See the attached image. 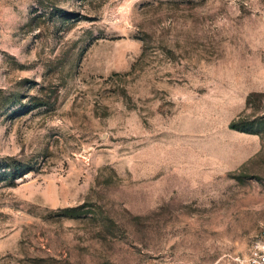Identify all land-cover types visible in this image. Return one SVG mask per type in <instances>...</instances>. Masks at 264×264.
Listing matches in <instances>:
<instances>
[{"label":"rangeland","instance_id":"1","mask_svg":"<svg viewBox=\"0 0 264 264\" xmlns=\"http://www.w3.org/2000/svg\"><path fill=\"white\" fill-rule=\"evenodd\" d=\"M240 117L259 152L225 160ZM12 163L34 171L0 181V264H241L264 227V0H0Z\"/></svg>","mask_w":264,"mask_h":264},{"label":"trees","instance_id":"2","mask_svg":"<svg viewBox=\"0 0 264 264\" xmlns=\"http://www.w3.org/2000/svg\"><path fill=\"white\" fill-rule=\"evenodd\" d=\"M229 129L240 133L258 135L257 132H254L248 129L247 127H245L241 117L233 120L229 124ZM0 170H4L3 173H0L1 176L0 181L9 180L11 182H14L18 179L24 178L26 175L33 172L34 168L28 164L12 163V164L0 165Z\"/></svg>","mask_w":264,"mask_h":264},{"label":"crops","instance_id":"3","mask_svg":"<svg viewBox=\"0 0 264 264\" xmlns=\"http://www.w3.org/2000/svg\"><path fill=\"white\" fill-rule=\"evenodd\" d=\"M233 135L239 140L238 145L233 146L226 156L225 160L230 161H245L255 156L260 149V140L258 136L252 134H245L230 130ZM242 142V143H241Z\"/></svg>","mask_w":264,"mask_h":264},{"label":"built area","instance_id":"4","mask_svg":"<svg viewBox=\"0 0 264 264\" xmlns=\"http://www.w3.org/2000/svg\"><path fill=\"white\" fill-rule=\"evenodd\" d=\"M241 264H264V227Z\"/></svg>","mask_w":264,"mask_h":264}]
</instances>
